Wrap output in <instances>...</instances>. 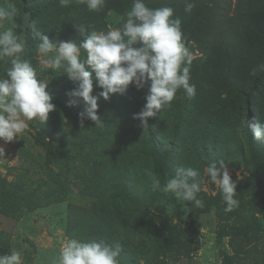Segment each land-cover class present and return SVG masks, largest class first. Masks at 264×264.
Masks as SVG:
<instances>
[{
	"label": "rangeland",
	"instance_id": "374dc122",
	"mask_svg": "<svg viewBox=\"0 0 264 264\" xmlns=\"http://www.w3.org/2000/svg\"><path fill=\"white\" fill-rule=\"evenodd\" d=\"M42 1L0 0V6L15 3L23 58L48 82L46 91L56 105L45 124L30 121L19 138L0 140L5 150L0 158V255L16 248L23 264H51L62 243L74 238L119 243L120 264H264V208L254 207L264 194V142L246 127V119L264 121V11L257 7L252 20L244 21L248 4L240 0L223 10L208 3L190 14L184 11L185 0H145L150 8H173L182 19L196 96L189 99L178 90L171 107L149 118L144 131L133 117L146 103L147 85L139 90L130 85L125 94L107 100L100 97L97 115L103 126L85 120L82 128V98L57 92L76 82L63 70L41 65L31 35L35 25L50 39L79 42L75 25L89 31L118 28L132 0H105L99 12L71 0L68 7L47 9L31 21L27 7ZM7 67L0 61V76ZM101 91L94 80L92 94ZM221 161L236 183L239 203L231 212L223 210L219 187L204 172L208 163L219 168ZM180 165L200 171L204 183L198 198L204 207L181 205L152 190L148 173L163 185Z\"/></svg>",
	"mask_w": 264,
	"mask_h": 264
},
{
	"label": "clouds",
	"instance_id": "9594fccd",
	"mask_svg": "<svg viewBox=\"0 0 264 264\" xmlns=\"http://www.w3.org/2000/svg\"><path fill=\"white\" fill-rule=\"evenodd\" d=\"M71 0H59L61 7H68ZM90 12H99L105 0H81ZM193 0H185L184 11L191 13ZM15 3L6 2L0 6V61L8 67L0 76V140L5 143L29 129V122L48 121L49 113L56 109L53 96L46 91L48 82L39 79L32 63L23 58L25 40L17 33ZM4 25H9L4 27ZM182 19L174 15L171 7L150 8L145 0H132V7L126 13V20L115 29L89 31L84 25H75L82 37L76 40L59 41L50 39L35 25L31 28L35 48L42 59L41 65L52 71L63 70L76 87L68 95L82 98L85 108L78 113L80 126L85 120L102 127L104 122L97 115L98 99L107 100L111 94L123 95L130 85L138 90L148 86L146 103L134 119L140 126L149 128V118L155 117L164 108H170L178 90L186 96H196V85L191 81L192 56L185 45ZM261 67H264L262 65ZM90 69V70H86ZM93 73L95 76L93 77ZM250 75L255 76L253 69ZM95 87L102 89L94 96ZM69 107L72 102L69 101ZM257 140L264 142V121L251 123L246 119ZM0 147V158L4 157ZM209 180L219 187L224 211L231 212L238 207L236 183L224 162L218 168L208 163L204 169ZM151 187L183 204L204 207L198 194L203 190L204 178L199 170L191 166L176 167L174 175L162 185L151 173ZM121 245L104 241L66 239L58 252L52 256L51 264H120ZM0 264H23L22 253L13 248L0 255Z\"/></svg>",
	"mask_w": 264,
	"mask_h": 264
},
{
	"label": "trees",
	"instance_id": "16d2710c",
	"mask_svg": "<svg viewBox=\"0 0 264 264\" xmlns=\"http://www.w3.org/2000/svg\"><path fill=\"white\" fill-rule=\"evenodd\" d=\"M230 1L231 0H193V2L195 3V7L198 9H201V10L208 3H211L212 5H215L218 9L223 10L226 8L227 5L230 4ZM240 1H242L245 4H248V8L246 9V11H247L246 14H245V12L242 13V16L244 17V21L245 20H249V21L252 20L251 18H253L252 17L253 10L257 9V7L259 10L262 9L264 11V0H240ZM253 4H256V8H253L254 7ZM58 5H60L59 0H44L38 4H35L33 7H30V8L27 7L26 11L30 12L31 21H32L33 19H35V17L38 14L42 13L43 11H45L47 9H51L53 7H56ZM94 76H95V74L93 73V77ZM260 82H261V78L259 77L258 79H256V81L254 82V84L250 88V93H253L256 91V88L260 84ZM72 84L73 83L64 85L60 89V91H57V92L65 91V92L69 93L71 90H73L75 88V86H77L76 83H75V85H72ZM150 140H151V143L153 144V146L157 147L158 141L153 135H151ZM254 207L258 210L264 208V194H261L260 196H258V198H256L254 200ZM225 262L229 263V258L226 257Z\"/></svg>",
	"mask_w": 264,
	"mask_h": 264
}]
</instances>
